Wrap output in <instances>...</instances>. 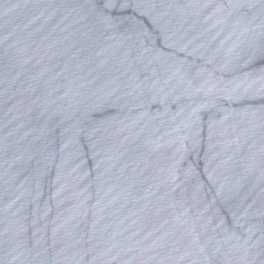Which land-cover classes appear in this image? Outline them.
Instances as JSON below:
<instances>
[{
	"label": "water",
	"instance_id": "1",
	"mask_svg": "<svg viewBox=\"0 0 264 264\" xmlns=\"http://www.w3.org/2000/svg\"><path fill=\"white\" fill-rule=\"evenodd\" d=\"M0 264H264V0H0Z\"/></svg>",
	"mask_w": 264,
	"mask_h": 264
}]
</instances>
